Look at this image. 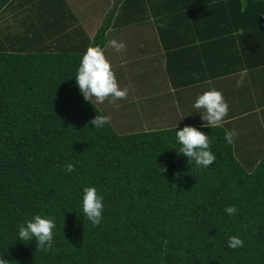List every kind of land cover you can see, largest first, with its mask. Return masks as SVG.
<instances>
[{"label": "trees", "instance_id": "16d2710c", "mask_svg": "<svg viewBox=\"0 0 264 264\" xmlns=\"http://www.w3.org/2000/svg\"><path fill=\"white\" fill-rule=\"evenodd\" d=\"M104 4L96 6L106 11L102 21L91 23L85 19L93 16H81L69 0H0V255L10 264H264L259 146L227 143L222 123L201 129L216 155L207 168L172 149L179 147L176 123L201 125L189 116L201 119L192 103L202 88L191 86L264 67V0ZM128 26H135L131 40L144 53L112 67L128 90L123 99H109L112 109L127 104L126 115L160 121L179 103L184 120L122 131L103 105L76 88L85 48L104 50ZM96 114L108 124L92 127ZM84 185L104 195L95 227L80 209ZM232 204L238 211L229 216ZM33 213L55 217L47 253L34 240H15V225ZM231 235L243 246L229 248Z\"/></svg>", "mask_w": 264, "mask_h": 264}, {"label": "clouds", "instance_id": "9594fccd", "mask_svg": "<svg viewBox=\"0 0 264 264\" xmlns=\"http://www.w3.org/2000/svg\"><path fill=\"white\" fill-rule=\"evenodd\" d=\"M166 23V21H165ZM165 23L159 24L164 27ZM117 52L125 49L123 41L113 39L108 42ZM195 75V74H194ZM75 86L83 98L88 101L94 98L97 104H102L106 99L115 101L123 99L127 95V88L119 87L111 62L104 54L99 45H90L80 55L79 63L73 76ZM119 107V105H116ZM201 118L199 127L185 125L178 128L174 125L175 149L178 155L187 158L188 163L198 168H207L216 160V155L211 150L212 141L202 128H215L221 126L227 115L228 104L222 93L216 88H208L198 93L192 103ZM109 118L106 115H98L90 121L92 127L102 128L108 124ZM237 135L235 129L226 130L224 139L232 144ZM74 165H65V171L71 173ZM164 171V168H159ZM104 195L100 193L95 185H84L80 194V209L83 216L92 226H98L103 220ZM238 211L235 204L225 208L229 216H234ZM57 224L54 216L49 214L33 213L29 219L23 220L15 225V240L23 242L35 241V247L47 253L54 242V230ZM243 240L238 235H231L228 238L227 246L232 249L243 246ZM0 264H10V261L0 255Z\"/></svg>", "mask_w": 264, "mask_h": 264}, {"label": "crops", "instance_id": "0c3cea01", "mask_svg": "<svg viewBox=\"0 0 264 264\" xmlns=\"http://www.w3.org/2000/svg\"><path fill=\"white\" fill-rule=\"evenodd\" d=\"M69 1L81 16H93L92 18L87 17L85 21H92L91 23L97 20L102 21L101 17L105 15L106 11L99 10L96 6H104L106 0L104 3L102 0ZM133 45L137 46L135 43ZM199 85L202 91L216 88L222 93L228 104V114L223 122L230 123L233 119L237 121L242 118H253L264 122V67L259 68V71L255 73L247 69L240 70L230 75L208 79L191 87L199 89L197 88ZM178 109L183 112L184 108L177 103L171 114H175Z\"/></svg>", "mask_w": 264, "mask_h": 264}, {"label": "rangeland", "instance_id": "374dc122", "mask_svg": "<svg viewBox=\"0 0 264 264\" xmlns=\"http://www.w3.org/2000/svg\"><path fill=\"white\" fill-rule=\"evenodd\" d=\"M147 28L148 27L145 25V31L147 30ZM91 31H92V29L89 30V33H91ZM146 32H147V35L151 34L150 32H148V30ZM136 33H137V30H136L135 26L134 27L128 26V28L122 29L121 31H119L115 35L116 36L115 38L118 42L123 41L124 44L126 45L125 49L121 52H117L109 43L106 44V46L104 47V54L107 58H112L111 60L108 59L111 62L112 67L113 66L116 67V65L118 64V62H117L118 59H122V58L124 59L125 58L126 60H128V58H130L129 60L133 61L135 59H139L142 57L141 53H144V51L142 52L143 49H140L141 46L133 45L134 42H133V40H131V38L133 36H136ZM139 34L137 35L138 39H139ZM149 39L150 38L148 37V40ZM135 44L138 45L139 42L137 41ZM144 46L145 45H143V47ZM145 49H148V48H145ZM112 69H114V68H112ZM116 74H115V76H117ZM92 99H94V98H92ZM120 104L121 103H118L119 107L116 110L112 109V107H111L112 104H110L109 99H106L100 105L101 106L103 105L101 107V109H103V108L105 109L108 117L117 126V128L119 130H122V131H126V130L129 131V130H134L137 128L138 129L155 128L154 126L157 125V122H160V121L164 122L165 118H170V119L172 118L171 121H173V119H174L176 122H178L180 119L184 120L183 119L184 114L179 109L176 110L175 114L168 115V113H165L161 119L159 118L160 121L159 120L158 121L157 120L151 121V119H147L148 117L140 119L138 116H135V115H134V118H132L133 116L131 117L129 115H126V113L128 114V112L131 111V107L130 106L127 107V104H125L126 108H122L123 106H121ZM189 119H191L193 122L196 121L197 123H202L201 119L193 118L192 116ZM187 121L190 122L188 119H187ZM223 123H225V122H223ZM223 125H225L227 127V130H232V129L236 130L237 135L234 137V139L236 141V144H235L236 147L238 146V144L248 146L251 143L249 145L251 148H256L257 146H259V150L261 152L258 153V151H257V154H261L260 156H262V154H264V122L262 123L260 120L253 119V118H242V119L237 120V121H235V119H233L230 123L228 122V123H225ZM255 137L262 138L261 142L256 143V144H252ZM236 154L239 158L240 157L243 158L242 152L237 151V148H236ZM247 168L250 169V167H247Z\"/></svg>", "mask_w": 264, "mask_h": 264}]
</instances>
